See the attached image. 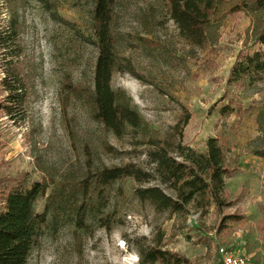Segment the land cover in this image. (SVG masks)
Wrapping results in <instances>:
<instances>
[{
	"label": "rangeland",
	"instance_id": "1",
	"mask_svg": "<svg viewBox=\"0 0 264 264\" xmlns=\"http://www.w3.org/2000/svg\"><path fill=\"white\" fill-rule=\"evenodd\" d=\"M92 2L0 0V32L13 19L20 25L8 50L22 51L33 90L23 115L10 120L1 110L8 50L0 48V177L45 180L47 196L56 194L27 264H144L153 246L177 254L181 264H221L220 248L264 264V79L229 81L235 63L260 49L255 15L234 11L241 0H225L197 48L180 37L168 0H117L111 31L118 71L111 88L144 123L117 138L90 113ZM180 135L199 153L208 138L218 139L234 169L225 182L231 206L221 215L193 206L181 215L156 213L134 194L156 180L96 178L103 168L130 164L153 171L148 152L159 141L170 147ZM82 201L88 210L80 229L73 210ZM44 205L40 200L36 212ZM229 215L237 220L223 222Z\"/></svg>",
	"mask_w": 264,
	"mask_h": 264
},
{
	"label": "trees",
	"instance_id": "2",
	"mask_svg": "<svg viewBox=\"0 0 264 264\" xmlns=\"http://www.w3.org/2000/svg\"><path fill=\"white\" fill-rule=\"evenodd\" d=\"M116 2H92L91 32L96 60L88 102L92 119L115 137L121 138L127 128L141 129L144 123L138 113L122 101L123 94L111 88L113 74L118 71L111 31ZM225 3V0H168V13L180 37L190 46L200 48L206 41L211 19L221 11ZM235 7L238 8L234 11H249L255 15L252 34L254 43L260 49L235 63L229 81L238 83L246 79L253 83L264 79V0H241ZM19 31L20 25L16 19L8 22L4 31L0 32V48L8 50L10 44H15ZM7 52L4 77L1 80L6 96L1 110L10 120H17L18 115H23L33 93L32 71L19 61L22 52L19 48L16 52ZM73 91L76 93L77 89L73 88ZM188 119L186 116L180 125L185 126ZM168 147L167 142L159 141L148 152V159L153 165L151 172H144L130 164L103 168L97 172L96 178L103 184L123 178H131L138 185L156 180L158 184L139 186L134 191L139 202L150 204L156 213L181 215L193 206L203 212L213 207L221 215L224 209L231 206L226 197L225 182L232 176L234 169L218 139L208 138L204 153L184 145L181 135L177 142L171 143V148ZM260 157H264V152ZM49 189L45 180L31 182L22 174L0 177V264L28 263L56 200L55 190H51L47 196ZM42 199H45V205L43 211L38 213L36 205ZM87 210L85 201L74 206L77 228L84 227ZM230 220H237V216H222L223 222ZM145 257V260L142 259L144 264L182 262L177 254L154 246L146 252Z\"/></svg>",
	"mask_w": 264,
	"mask_h": 264
},
{
	"label": "built area",
	"instance_id": "3",
	"mask_svg": "<svg viewBox=\"0 0 264 264\" xmlns=\"http://www.w3.org/2000/svg\"><path fill=\"white\" fill-rule=\"evenodd\" d=\"M221 264H248L247 259L231 250L220 248L218 250Z\"/></svg>",
	"mask_w": 264,
	"mask_h": 264
}]
</instances>
